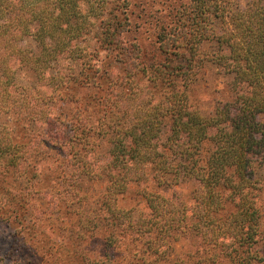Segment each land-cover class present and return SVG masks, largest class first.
I'll use <instances>...</instances> for the list:
<instances>
[{
    "label": "trees",
    "instance_id": "obj_1",
    "mask_svg": "<svg viewBox=\"0 0 264 264\" xmlns=\"http://www.w3.org/2000/svg\"><path fill=\"white\" fill-rule=\"evenodd\" d=\"M189 1L181 40L169 49V22L149 44L140 25L127 24V12L86 29L83 10L101 11L104 3L0 0V112L26 113L0 136L2 187L50 194L57 216L47 222L69 227V260L200 264L192 253L172 259L188 237L211 249L207 264H264V5ZM203 20L220 28L196 39L193 27ZM83 32L94 42L80 47ZM25 37L36 50L20 48ZM208 63L223 69L226 95L203 114L192 94ZM17 71L28 73L26 86L17 85ZM140 76L143 88L134 83ZM31 176L40 182L28 186ZM194 180L193 201L165 196L173 184ZM84 182L105 184L104 193H83ZM137 187V206L121 208ZM99 240L102 252L84 258L82 244Z\"/></svg>",
    "mask_w": 264,
    "mask_h": 264
},
{
    "label": "rangeland",
    "instance_id": "obj_2",
    "mask_svg": "<svg viewBox=\"0 0 264 264\" xmlns=\"http://www.w3.org/2000/svg\"><path fill=\"white\" fill-rule=\"evenodd\" d=\"M54 0H51V2ZM90 3H104L105 6L101 11L97 10H83V15L85 14V20L87 24L86 29L93 27V31H98L101 27V22L106 21L107 14H115L121 12H127L128 20L127 24L134 29V26L140 25L142 28L141 32L143 34L141 41L147 44L155 41L156 36L161 33V28L163 24L169 22V31L171 35L166 38L164 45L168 46L169 49L172 46H176L181 40V30L179 26V20L183 19V16L187 11L193 9V4L189 0H125V3L121 4H110L109 0H88ZM95 1V2H94ZM249 0H236L239 8H243ZM31 4H38L40 0H29ZM85 2V1H84ZM264 5V0H261ZM87 4V2H85ZM84 5V3H83ZM82 9V7H81ZM172 15L169 12H172ZM188 13V12H187ZM168 16V17H167ZM188 17V16H187ZM78 20V17H76ZM194 35L196 39H199L202 35H208V33H213V31L220 28V23H216V28L209 27L208 24L203 22L198 23L197 27H193ZM201 35V36H199ZM136 34L133 33L128 36L127 41L132 42V38H135ZM82 38V39H81ZM94 42L93 34H88L83 32V35L78 39L76 45L80 47L86 46ZM182 43L180 44V46ZM178 46V45H177ZM36 44L33 39L24 38L23 45L20 46L21 49L32 48L34 50ZM207 49L216 50L212 45ZM15 66L18 65L19 57L16 55L14 57ZM116 67V65H114ZM25 72V71H24ZM22 71H17V75L21 74L19 80H17V85L19 87L26 86L27 82L24 81L23 76H27L28 73ZM123 70L119 71V73ZM24 74V75H23ZM27 74V75H26ZM23 75V76H22ZM112 81L115 83L119 82L116 75L113 74ZM140 80V81H139ZM227 78L223 72V69L208 63L204 68V71L196 79V85L193 89L192 94V107L194 110H198L203 114L210 113L216 107V103L224 99L226 95V82ZM137 88H143L146 84V80L143 76L136 77L134 81ZM121 85V84H120ZM191 89V90H192ZM21 92V91H20ZM23 114L26 113H14V112H0V136L5 135L10 130H14V124L17 119L22 118ZM208 149V145H206ZM206 150V149H205ZM24 161V160H22ZM4 162L3 157L0 158V264H75L77 261L71 258V253L69 252L70 245L65 237H70V229L66 223L57 222H47L50 217L57 216V211L55 209L51 210L47 203L50 194L42 193L43 200H39L40 195L35 196L34 191H28V194H19L22 189H16L11 192L8 189H4L3 186V176L4 170L2 164ZM39 178L44 173V166L39 168ZM33 176L28 178V186H33L38 184L40 180H32ZM12 185L14 180L11 181ZM37 186H40L37 185ZM82 186L83 193L89 190H94L96 194L101 196L104 193L105 184H88L84 182ZM200 186L199 181H185L181 182L179 185L173 187L166 192V197L169 200L176 201L177 203H186L188 201H193V194L197 187ZM39 188H42L40 186ZM138 187L135 191H129L122 200L119 202V206L123 209H130L137 206V192ZM21 201L23 206L17 203ZM17 204V205H16ZM20 207H23L21 209ZM146 204L140 203L139 209L146 211ZM15 210L16 214L11 215L12 211ZM55 210V211H54ZM80 211V209H79ZM51 238V242L49 239ZM94 243V242H93ZM101 241L89 245L85 242L81 246L82 256L87 259V256L91 257L98 256L102 252L103 247L100 245ZM264 245V244H263ZM50 248L52 250H50ZM259 247L255 246L254 249ZM91 252V255L90 253ZM189 253H192V257L197 258L196 262L200 264H207L205 259L208 255L212 253L211 249L205 245L200 238H182L179 241V245L176 246V251L172 259L184 258ZM260 257V256H259ZM54 259L57 261L54 263ZM201 259H204L200 261ZM76 264H79L76 263ZM227 264V263H225Z\"/></svg>",
    "mask_w": 264,
    "mask_h": 264
}]
</instances>
